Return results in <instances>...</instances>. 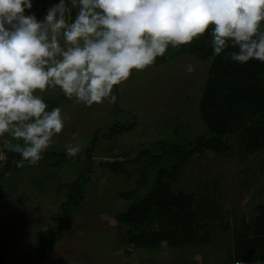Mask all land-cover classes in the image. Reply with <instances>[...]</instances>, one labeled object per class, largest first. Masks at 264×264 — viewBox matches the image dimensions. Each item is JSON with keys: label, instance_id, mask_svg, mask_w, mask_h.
Instances as JSON below:
<instances>
[{"label": "rangeland", "instance_id": "obj_1", "mask_svg": "<svg viewBox=\"0 0 264 264\" xmlns=\"http://www.w3.org/2000/svg\"><path fill=\"white\" fill-rule=\"evenodd\" d=\"M188 64L194 67L192 73L186 71ZM206 74L207 62L192 55H178L159 66L133 71L128 81L113 89L119 108L108 101L91 107L77 104L58 88L38 93L48 101V106H53L49 110L60 107L69 119L37 166L25 162L23 168H18L14 161L21 160L20 157L13 161L11 170L0 173V187L9 197L4 205L6 210H0V232L6 233L11 247L7 264H15L16 258L29 249L37 250L41 231H53L56 226L59 230L53 245L34 264H212L220 261L224 257L223 248L216 251L219 258L214 259L201 246L171 247L166 242L153 250L133 252L129 246L127 254L124 248L128 228L115 219L116 214L125 211L132 201L150 189L155 173L152 175L149 167L171 162L169 158L165 161L154 158L159 154V141L179 139L180 134L191 138L205 132L197 103ZM116 121L134 124L111 139L99 133L93 141L95 131H104ZM179 125L177 132H171ZM228 143L230 150L224 154L205 152L191 157L173 188L205 192L209 189L205 187L215 182L216 199L228 213L224 220L231 224L234 212L249 217L253 207L264 198L261 167L264 152L247 153L239 146L236 136L229 137ZM0 144L3 145V138ZM69 144L81 146L76 157L67 156L65 149ZM91 146L93 149L88 154ZM143 149L148 150L150 157L136 165L127 164V172L114 174L99 164L104 158L135 157ZM243 178L247 191L243 188ZM79 181L84 182L76 193L81 197L75 205L71 200L70 205L68 191L61 190L60 185ZM121 192L132 195L125 198L119 195ZM62 204L70 216L60 217L63 218L60 223L53 222L51 216L60 213ZM222 224L217 225L212 235L214 243L220 246L226 244L229 236L222 230Z\"/></svg>", "mask_w": 264, "mask_h": 264}, {"label": "clouds", "instance_id": "obj_2", "mask_svg": "<svg viewBox=\"0 0 264 264\" xmlns=\"http://www.w3.org/2000/svg\"><path fill=\"white\" fill-rule=\"evenodd\" d=\"M32 7V0H0V138L22 157L18 168L37 166L69 119L38 93L58 88L87 107L114 104V87L133 71L210 26L214 56L264 62V0H59L42 20L26 15ZM65 151L76 157L81 146Z\"/></svg>", "mask_w": 264, "mask_h": 264}, {"label": "trees", "instance_id": "obj_3", "mask_svg": "<svg viewBox=\"0 0 264 264\" xmlns=\"http://www.w3.org/2000/svg\"><path fill=\"white\" fill-rule=\"evenodd\" d=\"M32 4V9L26 11V15L34 13L38 20L44 18L47 10L54 5L52 0H32ZM74 13L75 10L73 15ZM261 27L264 30V22ZM210 33L211 26L203 36L191 44L179 48L169 46L166 54L157 57L154 64L159 66L178 55H192L207 62V74L204 83L200 86L197 103L199 117L206 130L195 137L186 138L180 134L179 139L161 140L157 143L159 154L154 158L161 161L169 158L171 162L167 165L149 167L153 171L151 174L155 173V176L150 175L154 178L150 189L141 198L132 201L125 211L115 215L116 221L128 228L124 248L127 254L130 250L129 246L133 252L139 249L153 250L162 242H166L171 247L201 246L210 256L212 254L214 259L219 258L218 249L223 248L224 257L221 256L220 261L212 264L264 260V198L253 207V213L249 217L242 212H234L230 224L224 220L228 213L221 209L216 199L215 182H211L210 187L206 186L205 190L209 189L205 192L199 190L185 192L173 188V183L179 178L181 169L191 157L205 152H212L213 155L226 153L230 150L229 137L236 136L239 146L247 153L264 152V62L253 59L245 64H239L231 61L230 57L226 59L223 53L214 56ZM235 50L230 47L226 51ZM44 100L49 104L46 99ZM133 124L134 122L127 124L116 121L104 131H95L93 141L99 133H102L104 138L111 139L128 130ZM178 129L180 125L171 132H177ZM0 148L7 153L6 160L0 161V173H4L11 170L13 161L21 156L8 151L2 144ZM92 149V146L88 147L87 153L90 154ZM145 157L150 155L148 150L143 149L135 157L132 155L125 159L113 157L111 160L104 158L99 164L110 172L119 174L127 172L125 167L127 164L136 165ZM261 167L264 170V162ZM243 183V188L247 191L245 178ZM81 184L83 185L84 182L60 185L61 190L68 191L70 205L71 200L75 205L80 199L81 195L76 193L81 190ZM1 188L0 200L3 198L6 200L0 202V210L5 211L4 205L9 197ZM119 195L129 198L132 193L121 192ZM63 204L60 213L56 212L51 216L53 222L60 223L64 217L70 216V212L64 209ZM214 221L219 224L213 223ZM221 223H223L222 230L227 231L229 235L226 244L222 246L214 243L212 239L213 231ZM58 227L56 226L53 231L52 229L41 231L38 249L25 251L22 256L16 258L15 264H34L41 261L48 247L53 245ZM5 234L0 232V264L8 263L11 249ZM209 248L210 250L212 248V251Z\"/></svg>", "mask_w": 264, "mask_h": 264}, {"label": "built area", "instance_id": "obj_4", "mask_svg": "<svg viewBox=\"0 0 264 264\" xmlns=\"http://www.w3.org/2000/svg\"><path fill=\"white\" fill-rule=\"evenodd\" d=\"M6 157H7L6 151L0 148V161H4ZM235 264H264V260L259 262L239 261L236 262Z\"/></svg>", "mask_w": 264, "mask_h": 264}]
</instances>
